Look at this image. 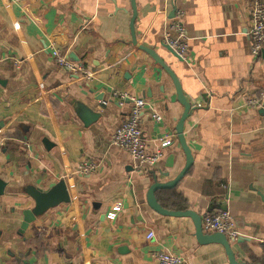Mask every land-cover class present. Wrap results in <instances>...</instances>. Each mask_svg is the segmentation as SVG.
<instances>
[{
  "label": "crops",
  "instance_id": "crops-1",
  "mask_svg": "<svg viewBox=\"0 0 264 264\" xmlns=\"http://www.w3.org/2000/svg\"><path fill=\"white\" fill-rule=\"evenodd\" d=\"M135 4L136 44L132 0H0V264H157L160 251L183 264H229L221 245L199 244L191 218L148 205L154 176L175 180L187 161L176 131L184 107L175 83L140 46L172 70L193 108L184 134L194 163L173 189L179 200L163 208L203 218L227 206L242 235L233 243L237 259L264 264V55H251L249 1ZM174 7L184 14L187 61L163 45L167 31L177 35L168 29ZM53 49L83 64L92 79L62 70ZM115 90L149 103L142 126L148 153L171 142L157 165L142 166L112 145L131 109L113 98ZM252 98L262 107L249 106ZM77 104L98 116L90 127ZM83 161L100 168L81 175ZM59 182L69 201L21 232L23 212L36 208L28 191ZM117 204L121 211L109 220Z\"/></svg>",
  "mask_w": 264,
  "mask_h": 264
},
{
  "label": "built area",
  "instance_id": "built-area-1",
  "mask_svg": "<svg viewBox=\"0 0 264 264\" xmlns=\"http://www.w3.org/2000/svg\"><path fill=\"white\" fill-rule=\"evenodd\" d=\"M250 10V26L247 34L252 42L251 55L254 59H259L264 52V0H248ZM184 14L181 10L176 11V17L168 26L169 31H175L176 37H172L167 31L163 38V45L172 49L183 61H187L190 55L189 38L183 26ZM52 56L57 65L64 71L81 78L91 80L93 74L81 63H76L67 58L60 50L53 49ZM121 106L129 104L131 109L123 124L113 133L111 143L114 147L127 152L136 162L142 166L153 167L163 158L164 148L171 142L163 141L157 150L150 154L147 152L148 143L143 134V116L149 103L142 97L135 96L125 91L115 90L112 93ZM107 105V102H104ZM248 105L254 108L262 107V103L257 99L248 100ZM153 118L162 121V117L153 114ZM78 173L89 175L95 173L100 164L93 161H83L79 165ZM121 205L117 204L108 214L109 220H115ZM202 229L206 234L220 233L227 236L230 242L235 243L241 237L237 230L233 216L228 212L205 213L202 218ZM149 240L155 238L153 231L147 235ZM157 264H183V260L169 252L160 251L155 254Z\"/></svg>",
  "mask_w": 264,
  "mask_h": 264
},
{
  "label": "water",
  "instance_id": "water-1",
  "mask_svg": "<svg viewBox=\"0 0 264 264\" xmlns=\"http://www.w3.org/2000/svg\"><path fill=\"white\" fill-rule=\"evenodd\" d=\"M133 3V18H132V32H133V38L134 43L136 44V38L134 34V24L137 17V11H136V4L135 0H132ZM177 11V8H173V15L175 16V12ZM140 49L147 52L156 62L161 64L164 69L169 73L171 78L173 79L176 87V92L178 96L179 103L184 107V113L176 127L177 131V137L179 140V143L181 147L183 148V151L186 156V166L183 169V171L177 176L175 180H172L170 182L162 183L159 182L157 177L154 176V183L149 186L148 194H147V202L150 208L155 211L156 213L163 215V216H171V217H177V218H191L194 222L195 229H196V238L199 244L202 245H210V244H218L221 245L226 252L229 264H246L244 262H240L237 259V256L235 254V251L233 249V243L230 242V240L227 238L226 235L220 234V233H214V234H206L204 233L202 229V218L194 211L192 210H186V211H169L159 203L157 199V192L160 190H172L175 189L178 184L186 177L188 172L191 170L193 163H194V157L192 154L191 149L189 148L184 134L185 129V123L186 120L189 118L191 111L193 110L192 106L187 102L182 86L177 78V76L172 72V70L159 58V56L151 49L146 47H139ZM167 49L179 60L182 61V59L175 54V52L167 47ZM264 55V52H263ZM264 109V108H263ZM77 115L82 120L84 125L86 127H90L93 125L97 120L98 116L94 115L88 108L78 105L77 104ZM92 114V115H91ZM93 116V117H92ZM5 184L0 181V189L2 190L4 188ZM28 195L35 201L36 208L32 211H24V222L21 227V232L27 231L29 226L36 221V219L48 212L51 208L56 207L60 203H66L69 201V192L67 190V186L64 182L59 183H53L49 186L48 190L42 191L38 189H30L28 191ZM221 211L226 212L227 206L220 207ZM238 243L241 242L239 239L237 241Z\"/></svg>",
  "mask_w": 264,
  "mask_h": 264
},
{
  "label": "trees",
  "instance_id": "trees-1",
  "mask_svg": "<svg viewBox=\"0 0 264 264\" xmlns=\"http://www.w3.org/2000/svg\"><path fill=\"white\" fill-rule=\"evenodd\" d=\"M158 195V197L161 196L162 201H163V207H168V205L170 204V202H177V200H179V196H177L176 194H174L173 189L172 190H160L157 192L156 196ZM157 197V199H158ZM159 200V199H158ZM180 209H186V207H184L183 205H181V203L178 205Z\"/></svg>",
  "mask_w": 264,
  "mask_h": 264
}]
</instances>
